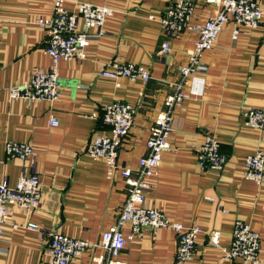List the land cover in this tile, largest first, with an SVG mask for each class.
<instances>
[{"label": "crops", "instance_id": "0c3cea01", "mask_svg": "<svg viewBox=\"0 0 264 264\" xmlns=\"http://www.w3.org/2000/svg\"><path fill=\"white\" fill-rule=\"evenodd\" d=\"M173 0H67L76 11L87 2L112 10L103 34L90 30L84 60H61L57 65L61 96L54 101L11 98L9 88L34 70L51 64L45 52L47 33L35 20L52 13L53 0H0V182L14 186L22 175L36 173L41 181L38 206L27 213L13 207L0 236V264H47L48 232L97 241L119 214L127 193L116 172L109 178L106 164L91 157L87 147L94 134H109L102 122V105L112 101L131 104L133 124L119 148L118 162L133 172L146 152L149 128L164 108V98L180 78L179 66L194 46L195 32L168 37L160 23ZM259 25L231 38L232 23L220 31L215 46L202 54L206 66L201 92L189 91L172 117L170 149L162 154L157 175L151 179L146 204L163 210L184 226L197 225L192 256L183 264H244L226 260L209 243L212 230L228 247L233 222L240 219L260 235L259 260L264 264V183L242 175L244 159L256 150L264 152V128L244 124L246 108H264V0ZM216 6L198 0L193 20L200 22ZM169 51L160 53L163 41ZM133 62L149 70L150 78L122 77L119 85L101 77L110 61ZM95 112V116H92ZM55 116L57 125L50 124ZM219 140L226 158L221 171L205 170L196 159V148L206 133ZM7 142H29L35 155L29 160L9 156ZM33 222L38 230L24 226ZM19 225L13 229L11 225ZM129 232V227L123 228ZM177 236L170 229L144 228L118 256L127 264H177ZM103 253L92 247L71 264H95Z\"/></svg>", "mask_w": 264, "mask_h": 264}, {"label": "built area", "instance_id": "2783aa9c", "mask_svg": "<svg viewBox=\"0 0 264 264\" xmlns=\"http://www.w3.org/2000/svg\"><path fill=\"white\" fill-rule=\"evenodd\" d=\"M67 0H53L52 13L36 18V24L47 33L45 52L51 64L44 70H34L20 83L9 88L11 98H25L32 101H54L60 98L61 89L57 65L61 60H84L90 41V30L96 29L97 35L103 34L106 19L112 10L107 6L80 2L76 11H69L64 3ZM198 0H173L160 17L165 34L170 37L184 32H195L194 46L188 52L187 59L179 66L180 78L174 83L173 91L164 98V108L149 128L146 139V152L137 159L135 172L129 166L118 162L119 148L133 124L135 109L127 103L112 101L102 105V122L109 127V134H94L87 147V153L106 164L109 178L116 172L127 186L126 200L115 220L101 232L100 238L93 242L87 239L68 236L60 231L48 232L47 264H71L76 258L92 247L103 253L94 257L95 264H127L118 260V256L129 241L137 237L144 228L170 229L177 236L175 261L183 264L192 256L200 228L197 225L184 226L172 220L163 210L146 204V194L151 179L157 175L164 151L170 149L173 112L186 97L184 85L189 81V91L201 92L203 78L199 75L206 71L201 56L211 50L220 31L228 23L233 24L231 38L236 39L240 32L259 25L263 11L258 0H205L216 6V11L200 22L193 20L194 6ZM169 51V41L161 44L160 53ZM101 77L113 80L119 85V79L139 78L147 82L149 70L133 62L110 61L99 71ZM92 112V116H95ZM244 124L254 129L264 128V108L249 107L243 111ZM50 124L57 125L55 116ZM5 151L9 156L29 160L35 152L29 142H7ZM197 163L205 170L221 171L226 166V158L220 150L215 134L208 132L196 148ZM242 175L257 184L264 183V152L256 150L244 159ZM41 181L38 174L22 175L14 186L0 182V236L11 217L13 207H20L27 213L38 206ZM129 227V232L123 228ZM13 229L20 227L38 230L33 222L23 226L13 223ZM209 243L218 248L221 257L226 260L241 259L244 264H261L259 260L260 235L251 226L240 219L233 222L232 238L228 247L220 242V232L212 230Z\"/></svg>", "mask_w": 264, "mask_h": 264}]
</instances>
